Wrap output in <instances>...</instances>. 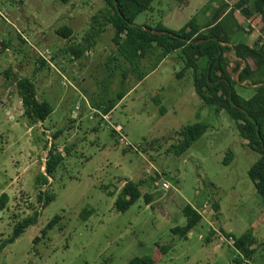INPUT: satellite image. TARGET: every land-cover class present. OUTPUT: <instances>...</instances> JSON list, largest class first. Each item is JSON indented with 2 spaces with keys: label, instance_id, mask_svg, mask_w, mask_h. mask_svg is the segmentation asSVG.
Segmentation results:
<instances>
[{
  "label": "rangeland",
  "instance_id": "rangeland-1",
  "mask_svg": "<svg viewBox=\"0 0 264 264\" xmlns=\"http://www.w3.org/2000/svg\"><path fill=\"white\" fill-rule=\"evenodd\" d=\"M176 4L157 0L135 24L161 22L179 30L191 17L206 20L217 1L190 0L182 10ZM103 6V0H0V196L7 195L0 244L21 219L39 212L35 224L0 247V264H126L135 256H151L155 264H264V199L248 176L259 154L246 146L224 110L203 103L190 74L176 76L184 62L171 54L141 81L132 72L123 79L128 65L110 28L82 57L64 51L82 40ZM66 25L73 30L67 38L56 32ZM243 25L240 34L249 41L260 37ZM9 67L17 77L31 78L38 99L51 103L46 120L23 115L15 80L5 74ZM236 89L244 98L253 90ZM119 93L125 95L120 101ZM105 104L116 105L105 113ZM196 122L207 125L205 133L182 155L169 151L175 132ZM51 145L62 155L53 178L45 172ZM230 150L234 157L225 164ZM41 173L48 183L39 184ZM156 174L169 188L155 186L162 182ZM142 179L139 198L119 209L124 183ZM146 194L153 196L149 204ZM187 203L203 219L181 238L171 228L182 225ZM55 215H61L58 224L33 242ZM249 230L256 243L246 260L232 239ZM155 242L171 248L162 254Z\"/></svg>",
  "mask_w": 264,
  "mask_h": 264
},
{
  "label": "trees",
  "instance_id": "trees-1",
  "mask_svg": "<svg viewBox=\"0 0 264 264\" xmlns=\"http://www.w3.org/2000/svg\"><path fill=\"white\" fill-rule=\"evenodd\" d=\"M103 1L104 6L92 15L90 27L82 40L68 43L64 51L71 53L75 58H80L93 48L99 37L110 28L111 41L116 52L128 65L123 70V79L132 72L136 74L138 81L154 71L167 56L175 54L184 62L176 76L182 78L190 74L195 91L203 103L213 106L215 112L224 110L235 122L239 135L246 141V146L259 154L258 159L248 170V176L264 199V40L259 37L252 44H248L235 39V35L244 30L243 22L246 21L249 22V29L253 28L264 35V0H216L217 5L212 7V12L206 20L199 21L198 17H191L179 30L168 29L161 22L155 26L135 24L136 17L152 9V4L157 0ZM189 2L190 0H177V8L182 10ZM237 13L242 16V21L238 19ZM56 32L65 38L73 34L72 28L67 25L58 28ZM41 60L44 63V60ZM145 62L148 65H145ZM5 74L7 78L12 76L15 80L23 115L32 122L46 120L53 112V106L46 99H38L35 82L27 76L17 77L10 67ZM237 86H251L253 92L248 98H244L238 94ZM124 96L123 93H119L118 101ZM156 103H160L158 98ZM115 105L105 104L103 111L107 113ZM206 130L207 125L201 122L182 127L175 132L178 138L169 146V151L177 156L182 155ZM112 133L114 136L115 131L112 130ZM151 142L152 144L158 142V139ZM233 157L230 150L223 162L228 164ZM61 161L62 155L56 152L54 145H51L45 161L46 175L53 178ZM156 177L158 179L159 175L156 174ZM37 181L39 184L48 183V178L41 173ZM144 183H146L144 179L127 180L121 189L122 199L116 206L126 210L130 202L139 198L140 188ZM38 198L41 199V193L38 194ZM45 198V201H50L51 194H46ZM127 198L131 201H125ZM145 198L149 204L153 196L146 194ZM6 202L7 195L2 193L0 210L4 209ZM213 208L217 212L219 205L214 203ZM82 213L88 217L92 210L83 209ZM181 213L184 219L182 225L171 228V231L181 238H186L203 217L197 208L189 203L182 207ZM38 216L39 212L34 211L32 215L21 219L0 247L14 242L29 226L37 222ZM60 216L55 215L41 229V235L34 237L33 242L46 237L48 230L58 224ZM213 233V229L209 231L207 240H210ZM223 233L227 235L226 232ZM233 238V246L243 258L246 260L252 258L256 243L252 231ZM154 245L162 254L171 248V244L160 242H155ZM126 264H155V261L151 256H135Z\"/></svg>",
  "mask_w": 264,
  "mask_h": 264
},
{
  "label": "crops",
  "instance_id": "crops-1",
  "mask_svg": "<svg viewBox=\"0 0 264 264\" xmlns=\"http://www.w3.org/2000/svg\"><path fill=\"white\" fill-rule=\"evenodd\" d=\"M245 23L249 24L248 21H246ZM243 31V30H240ZM240 31L235 35V39L239 40V41H244L248 44H252L254 41H249L247 38H245L242 34H240ZM257 31V30H256ZM259 36L262 37V39L264 40V35H262L261 33H259ZM163 62V61H162ZM253 92V90H252ZM113 109V108H112Z\"/></svg>",
  "mask_w": 264,
  "mask_h": 264
},
{
  "label": "built area",
  "instance_id": "built-area-1",
  "mask_svg": "<svg viewBox=\"0 0 264 264\" xmlns=\"http://www.w3.org/2000/svg\"><path fill=\"white\" fill-rule=\"evenodd\" d=\"M120 139H121V141H124V138L123 137H121ZM161 178H162V176H160L158 179H161ZM155 186H161V188H163V189L169 188V185H168V183L165 180H162L161 183L158 180L155 181Z\"/></svg>",
  "mask_w": 264,
  "mask_h": 264
},
{
  "label": "water",
  "instance_id": "water-1",
  "mask_svg": "<svg viewBox=\"0 0 264 264\" xmlns=\"http://www.w3.org/2000/svg\"><path fill=\"white\" fill-rule=\"evenodd\" d=\"M115 2H116V0H115ZM136 25H138V24H136ZM138 26H140V25H138ZM158 32H167V31H158Z\"/></svg>",
  "mask_w": 264,
  "mask_h": 264
}]
</instances>
